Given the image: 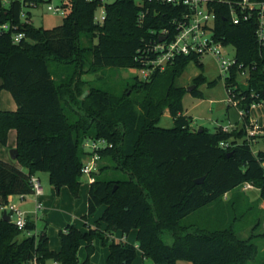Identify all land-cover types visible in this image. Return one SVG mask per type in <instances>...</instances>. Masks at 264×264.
<instances>
[{
  "label": "trees",
  "instance_id": "1",
  "mask_svg": "<svg viewBox=\"0 0 264 264\" xmlns=\"http://www.w3.org/2000/svg\"><path fill=\"white\" fill-rule=\"evenodd\" d=\"M237 1V0H231ZM264 2V0H253ZM63 22L53 28L36 27L31 9L46 0H0V77L2 90L12 93L16 111H0V141L7 146L11 129L18 130V161L26 169L0 159V205L7 207L12 195L33 193L31 176L47 172L58 190L68 186L80 197L82 169L87 156L86 139H104L108 146L99 153L100 165L93 172L89 209L84 220L103 214L86 230L69 224L61 229L62 248H50L47 227L35 234L36 223L28 218L26 228L0 216V264H92L95 241L109 247L107 264H134L141 251L155 264H250L260 247L253 237L242 239L237 230H209L184 225L183 220L238 189L252 183L264 201V151H255L245 128L215 132L192 131L193 118L184 113L186 90L178 84L191 61L203 67L199 54L177 55L165 68L157 67L148 78L136 76L121 95L87 81L84 75L101 74L109 68L148 67L158 58L154 47L161 31L175 37L177 23L189 6L160 0H62ZM105 7L104 21L96 11ZM216 13L215 37L235 48L237 63L227 76L226 86L238 85L243 106L264 100V44L258 39V15L240 23L230 18L225 0H208ZM25 13V17H23ZM143 15V19L141 18ZM25 33L20 42L13 35ZM95 40H98L95 42ZM73 69L71 76L57 77ZM248 69L247 83L239 79ZM195 78L191 92L202 97ZM216 84V81L210 85ZM169 110L175 125H159ZM222 142L229 143L223 147ZM114 169L119 174L104 176ZM205 176L203 183L196 179ZM102 224L105 228L102 229ZM137 230V243L117 241V232ZM30 233V234H29ZM170 234L172 242H166ZM22 236V239L20 238ZM86 245L82 262L79 250Z\"/></svg>",
  "mask_w": 264,
  "mask_h": 264
},
{
  "label": "rangeland",
  "instance_id": "2",
  "mask_svg": "<svg viewBox=\"0 0 264 264\" xmlns=\"http://www.w3.org/2000/svg\"><path fill=\"white\" fill-rule=\"evenodd\" d=\"M108 0L107 2H110ZM53 3H43L38 8L31 9L33 14V22L36 27L53 28L60 25L65 15L60 13H54L48 9V5L53 6L63 5L62 0H53ZM104 6H101L96 11V18L101 19L103 17ZM98 40H95L97 42ZM229 59L234 58L235 48L232 44H226L224 47ZM203 67L199 66L195 61H191L186 68V72L178 80V84L183 86L186 90L193 85H196L195 78L204 75L207 79L205 83L200 84L199 90L202 92V97L194 96L191 92H186L183 97L184 113L193 118L190 128L192 131L200 130L201 128H207L210 132H215L218 128L223 126H229L231 130L234 127L238 129L242 128L243 120L241 119L238 108L235 105H230L228 102V91L226 86V79L221 75L220 66L215 57L209 54L201 57ZM73 69L61 72L57 74L58 78L63 75L71 76ZM248 75V74H247ZM246 75V78L249 76ZM136 76L143 78L144 74L142 69L137 68H109L101 74L84 75L83 78L87 81H98L96 84L102 88H108L113 94L121 95L127 89L129 82H132ZM243 81L242 77H239ZM216 81V84L210 85L211 82ZM255 114H263V107H258ZM256 115V116H258ZM159 125L164 128H172L175 125L173 116L169 110H166L161 118ZM258 124L261 126L264 132V122L260 121ZM253 149L257 152L264 151V139L257 143H251ZM99 165H112V162L108 159H104L99 162ZM46 172H40L39 175L42 178L44 185H47ZM122 173L116 172L113 168L106 171L104 176L110 174ZM89 176L83 175L82 181L89 182ZM257 193V190L253 191ZM253 194V193H252ZM104 206L101 207L93 218V225L101 217L104 211ZM263 211V212H262ZM97 218V219H95ZM264 222V210H260L255 206H251L250 203L242 202L238 204H231L225 199L218 200L213 206L200 209L183 220L184 225H198L202 228L209 230L224 229L233 226L242 239H249L253 233L256 234L253 237V242L256 243L262 253H260L259 259H264V226L254 229L256 221ZM44 222L40 221V225ZM92 225V226H93ZM104 224H102L103 227ZM44 227V226H43ZM37 228L35 234H39L44 228ZM105 227V226H104ZM48 231V230H47ZM136 230L132 233V240H135ZM166 242L171 243L172 237L170 234L165 235ZM137 241V239H136ZM109 253V247L104 246L102 241L97 239L95 241V252L93 254L94 259L91 258L92 264H107V256ZM92 256V257H93ZM85 248L82 250L80 260L84 262ZM258 261V260H257ZM257 261L250 262V264H256ZM134 264H155L152 260L146 259L139 253V256ZM177 264H191L186 260H179Z\"/></svg>",
  "mask_w": 264,
  "mask_h": 264
},
{
  "label": "built area",
  "instance_id": "3",
  "mask_svg": "<svg viewBox=\"0 0 264 264\" xmlns=\"http://www.w3.org/2000/svg\"><path fill=\"white\" fill-rule=\"evenodd\" d=\"M3 3H8L11 0H1ZM53 0H46L48 3H53ZM106 2L108 0H100ZM163 2L180 4L183 3L188 5L190 8L186 12L181 20H174L177 23V30L175 37L168 40L169 30L164 29L161 31V37H165V40L160 41L154 47L155 52L158 54V58L155 61L148 62V67L142 68L143 78H148L149 75L155 71L157 67L165 68L169 61L175 58L177 55H190L192 53L199 54L203 57L205 54L212 55L219 63L221 75L223 77L229 76L231 68L237 63L235 55L234 58L229 59L226 57L227 53L224 50L225 44L216 39L213 27L216 22V13L207 7L208 0H160ZM230 6V18L234 23H240L243 19H249L256 11L258 15L259 27L257 29L258 39L264 44V2H257L253 0H225ZM48 9L54 13H60L65 15L66 9L63 5L53 6L48 5ZM25 17V13H23ZM105 18V16H104ZM104 18L97 19L98 22L104 21ZM143 19V15H141ZM11 26L9 23H0V31H8ZM25 37V33H18L13 35V41L18 43ZM248 74V75H247ZM246 75L249 76V70L245 69L240 72L239 77H242L243 83H247ZM238 85L229 86L228 91V102L230 105H235L240 113L241 119L243 120L242 128L247 131V138L250 143H257L264 139V132L261 126L258 124L259 119L255 112L258 107H263L264 100L261 102H253L250 105L243 106V101L246 100L245 95L238 94ZM238 127H234L236 129ZM224 131H231L229 126H223ZM223 147H228L229 143L222 142ZM108 146L104 139H93L88 138L85 140L83 147L87 153L84 159L83 173L90 177V181L94 182L93 172L99 169V162L101 161V155L99 151L102 148ZM31 184L33 189V195L38 197L37 211L42 208V202L40 197L44 194V185L38 175L31 176ZM8 207V205H7ZM12 211H15L17 219L14 221L19 229L26 228L28 217L25 212L17 210L12 207ZM30 234V233H29Z\"/></svg>",
  "mask_w": 264,
  "mask_h": 264
},
{
  "label": "crops",
  "instance_id": "4",
  "mask_svg": "<svg viewBox=\"0 0 264 264\" xmlns=\"http://www.w3.org/2000/svg\"><path fill=\"white\" fill-rule=\"evenodd\" d=\"M104 16H105V10L103 11L102 18H104ZM17 109H18V105L12 93L8 90H2L0 93V111H16ZM258 119L261 122L262 121L264 122V111L262 115L261 114L258 115ZM17 131L18 130L16 129L10 130L7 146L3 145L0 141V159L7 161L8 163L10 162L22 169H25L20 164L21 162H19L17 159H13L11 155V151L13 149H17L18 147ZM39 173L40 172H38L37 175L40 177L42 181V178L39 175ZM45 174H47L46 175L47 185L43 184L45 191L44 194L39 198L40 201L42 202V208L39 211H37L38 197H36V195L33 194H29L26 196L12 195L9 197L8 207H4L0 205V216L3 217V214L5 213V211H7L8 214L11 216L12 221H15L17 219V215L15 211H12V207H14L17 210H21L22 212H25L27 217L33 220L36 223V227L38 228L39 227L42 228L43 226L45 227L46 223H48L47 230L50 238V244H51L50 248L54 251H60L62 248V241L60 238L61 229H65L67 225L73 224L79 229L86 230L85 228L87 225H93V218H89L88 221L84 220V216L88 214V209H89V191H90L91 181L89 178V182H83L80 190V197L75 198L71 194V191L68 186H64L60 190H58L56 186L51 184L49 174L47 172ZM255 190H257V193L253 192ZM260 196H261L260 189L258 187H255L252 183L249 184L247 182L242 184L238 189L227 193L223 199L235 205L247 201L248 203L251 204V206H255L260 210H264V201L260 199ZM215 203L207 207H211ZM41 220L44 221L42 222L43 223L42 225H40ZM261 225L264 226V222L262 223V221L260 220L256 221L253 230L258 229V227H261ZM104 226L105 224L103 225L102 229L105 228ZM133 232H131L129 235H124L122 232H117L116 234H114L113 237L117 241H127L138 245L136 241L138 231L136 230V235L134 236L135 240H132L131 238ZM254 235L256 236L255 233H253L252 236ZM259 235L264 236V234L261 233H259ZM20 238L22 239V236H20ZM83 248H85V256H86V245L83 244V246L79 250V258H81ZM139 253L140 251L138 252V256ZM109 254H110V250L108 256ZM92 259H94V256L92 257ZM257 260H255L257 261L256 264H264V259L261 260L258 258ZM48 264H59V263L54 261H49Z\"/></svg>",
  "mask_w": 264,
  "mask_h": 264
},
{
  "label": "water",
  "instance_id": "5",
  "mask_svg": "<svg viewBox=\"0 0 264 264\" xmlns=\"http://www.w3.org/2000/svg\"><path fill=\"white\" fill-rule=\"evenodd\" d=\"M163 40H165V37H161V41H163ZM3 79L0 77V86H2L3 85ZM195 85H193V86H190L189 88H188V91L189 92H192L194 89H195ZM202 130V129H201ZM11 155H12V158L13 159H18V155H19V151H18V149H13L12 151H11ZM205 176H203V177H201V178H198V179H196L195 180V182L196 183H198V184H201V183H203L204 182V180H205ZM3 218L6 220V221H11L12 219H11V216L8 214V212L7 211H5V213L3 214Z\"/></svg>",
  "mask_w": 264,
  "mask_h": 264
}]
</instances>
